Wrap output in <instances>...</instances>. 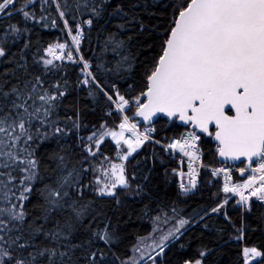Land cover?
<instances>
[{
	"label": "trees",
	"instance_id": "16d2710c",
	"mask_svg": "<svg viewBox=\"0 0 264 264\" xmlns=\"http://www.w3.org/2000/svg\"><path fill=\"white\" fill-rule=\"evenodd\" d=\"M186 3L187 0H16L14 6L0 12V47L6 53L0 57V84L4 89L41 76L46 87L58 84L65 93L57 100L53 116L65 132L54 133L53 128L50 131L54 134L33 145L39 161L38 178L32 181V191L23 202L26 220L44 223L38 219L39 206L44 202L41 191L46 184L55 186L61 174L75 169L79 185L87 186L83 189L84 201H91L96 215L92 228L102 229L107 223L115 237L110 245L97 242L105 253L106 264H130L133 246L150 233L154 219L161 217L175 224L174 234L169 236L162 254L146 264H193L197 260L200 264H245L243 250L253 247L264 255V204L251 200L241 212L233 200L222 202L225 194L219 180L207 171L200 174L195 193L180 194L171 173L174 159L156 142L144 141L123 160L127 186L117 185L111 196L96 191L103 169L118 159L120 152L128 150L126 146L118 150L109 136L99 144L95 142L105 130L120 129L121 116L113 102L118 96L138 97L145 89L146 77L161 54L166 32ZM20 9L29 12V18L25 19ZM10 25H15L17 31L12 32ZM78 27L84 34L79 53L90 63L91 76L82 71L79 61L55 59L44 51L49 44L66 42ZM45 59L53 60V65H44ZM85 79L89 80L87 85L82 83ZM105 92L112 96L111 101ZM131 110L127 105L124 108ZM153 125L154 138L160 142L181 128L163 117ZM94 133L95 138L90 140ZM201 145L205 158L219 162L209 137H202ZM59 157L66 165L63 173L57 168ZM217 207L219 211L212 212ZM89 219L84 223L88 224ZM180 219L189 223L176 231ZM52 226L51 221L46 225ZM84 236L81 230L74 234L72 242ZM36 242L49 243L42 236ZM75 256H80V250ZM43 259L46 264V257Z\"/></svg>",
	"mask_w": 264,
	"mask_h": 264
},
{
	"label": "snow or ice",
	"instance_id": "6c2138e0",
	"mask_svg": "<svg viewBox=\"0 0 264 264\" xmlns=\"http://www.w3.org/2000/svg\"><path fill=\"white\" fill-rule=\"evenodd\" d=\"M15 3L16 0H0V12ZM29 15L23 11L25 19ZM60 15L63 17L64 12ZM87 23L91 24V20ZM65 26H68L67 21ZM9 28L12 32L17 31L15 25ZM72 40L79 45V28ZM56 47L63 50L65 45ZM47 51L52 54L54 49L50 47ZM5 54L4 48L0 47V57ZM67 58L72 60V52H68ZM43 63L53 65V60L45 59ZM88 67L85 62L84 68ZM86 75L92 74L87 72ZM82 83L87 85L89 80ZM64 95L58 84L46 87L41 76L23 80L22 86L18 81L8 90L0 84V264H45V257L46 264H79L80 260L83 264H106L105 253L97 242L110 245L115 237L107 223L102 229L99 226L92 228L96 215H93L91 201H84L83 189L87 186L79 185L76 179L79 174L75 169L61 174L55 186L46 184L41 191L44 202L39 206L38 219L44 223L37 225L35 219L26 220L28 213L23 202L32 191V181L38 178L39 161L35 158L33 145L51 134L65 132L53 118L57 100ZM105 95L110 101L113 99L107 92ZM141 95L147 97V102L141 103L137 97L136 115L145 121L163 113L169 118L179 117L184 124H191L202 133H208L209 125L214 124V139L218 142L216 151L220 157L258 159L259 167L252 170L261 173L258 178L252 176L244 184L231 188L225 183L223 191L239 195V203L243 205L248 203L244 190L251 189L249 196L264 202V0H187L186 7H181L166 32L161 54L147 75L146 91ZM118 100V111H123L129 101L123 96H118ZM128 120L124 116L119 133H104L111 135L117 146L124 139V130L136 128L135 124L129 126ZM53 128L54 133L50 131ZM94 138L95 133L89 137L90 140ZM199 138L190 133L179 144L180 150L191 160L198 157L185 149H195L194 141ZM146 139L147 135L137 136L135 145L124 140L128 155ZM177 144L174 141L168 147L176 148ZM57 168L64 172L63 157L58 158ZM221 171L224 169H215L212 175ZM240 171L244 173V169ZM112 174L115 183L111 188L96 189L97 194L111 196L117 185L127 186L122 165L113 164ZM189 176L191 189H195V173L190 170ZM257 179L260 185L253 187ZM180 189L185 194L191 190L184 184ZM217 211L219 207L212 209V212ZM88 217L91 219L85 224ZM49 221L53 223L51 228L46 227ZM188 223V220L180 219L176 231ZM81 230L85 233L84 238L73 243L74 234ZM172 235L170 231L160 238L161 243L156 247L161 252L164 251L163 242ZM38 236L49 243H37ZM94 245L96 250H92ZM77 250H80L79 257L75 256ZM261 255L255 247L245 248V264Z\"/></svg>",
	"mask_w": 264,
	"mask_h": 264
},
{
	"label": "built area",
	"instance_id": "2783aa9c",
	"mask_svg": "<svg viewBox=\"0 0 264 264\" xmlns=\"http://www.w3.org/2000/svg\"><path fill=\"white\" fill-rule=\"evenodd\" d=\"M80 30V43L84 37L83 31L80 27H78ZM77 34V29L72 33L68 35V40L64 43H52L49 44L44 51L48 53V49L52 47L54 49L51 55L52 57L59 56L61 59L70 61V62H77L79 61L82 66V71L86 74L89 72V67L87 69L84 68V63L87 62L88 66H90V63L86 60H83L79 53V45L77 46L73 40L72 36ZM64 44L65 48L63 50L56 47V45ZM68 52H72V60H68L67 54ZM126 100L129 101L128 105L131 107V111H118L117 105L119 104V100H116L113 102L114 109L120 114L121 121L120 124L123 122L124 116H127L129 118L128 125H136V128L134 130H124V139L121 140V142L127 146V144L124 143V140H128L130 143H133L135 145L137 136H140L143 138L144 135H147L148 139L144 141H153L159 144L166 153H168L173 159H174V165L171 168V173L174 176L175 179V185L178 190V192L182 195L192 194L196 192L197 186L195 189H191L190 179L189 176L190 170L195 173L196 176V185H198L199 176L202 172L207 171L212 175L213 170L215 169H224V171L219 172L217 175L213 177H217L219 180V185L221 191L225 194L224 198L222 199V202H225L227 200H233V202L238 206V208L241 210V212L244 210V208L247 206L249 201L256 200L261 204H264V202H261L257 200L255 197L249 196V192L251 189H245L244 195L248 196V203L247 204H240L239 201L241 197L237 195L234 192H227L225 193L223 191L225 183L228 184V186L231 188L234 185H242L245 181H247L250 177L256 176L257 178L261 175V173L256 172L254 173L252 170L254 168L259 167V160H255L252 163L245 164L244 162H240L238 164H228L225 162H211L207 158H205V149L202 148L201 141L203 135L196 129L189 128V127H181L177 132L170 134L164 141L160 142L157 141L155 136V127L153 124H144L138 121L135 114V108L138 106L137 104V97H126ZM121 131V129H120ZM190 133H194L195 135L199 136L200 138L196 141H194L196 147L195 149L186 148V151L194 152L195 155L198 157L196 160H191L189 156L184 155V152L180 150L179 144L184 142L183 138H186L189 136ZM143 141V142H144ZM178 142L176 148H169L168 145L173 142ZM192 143V141H189ZM128 147V146H127ZM213 149H217V146L214 145ZM191 164V169L189 168V165ZM241 169H244V173L241 174ZM184 184L186 187L191 189L187 194L183 193L180 189V185ZM260 181L257 179V183L253 185V187H259ZM245 257V256H244Z\"/></svg>",
	"mask_w": 264,
	"mask_h": 264
},
{
	"label": "rangeland",
	"instance_id": "374dc122",
	"mask_svg": "<svg viewBox=\"0 0 264 264\" xmlns=\"http://www.w3.org/2000/svg\"><path fill=\"white\" fill-rule=\"evenodd\" d=\"M106 132L110 133V132H113V130H111V131L105 130L103 133H101L97 137L95 142L97 143V141H100L101 139H103V137L109 136L112 139V141L116 144V141L113 140L111 135H105L104 134ZM114 132L119 133L120 129H118L117 131H114ZM116 146H117V144H116ZM125 146L126 145H124L120 141V145L117 146V149L119 150L121 147H125ZM128 151L129 150H127L126 152H120L117 155L118 159L110 161L109 164L107 165V167L103 169V171L101 172V174L98 177L99 180L102 181V182H99L100 188H104V187L111 188L112 187V184L115 183V176H113V174H112V165L113 164L122 165L124 159H121L120 157L121 156H126V157L129 156ZM117 171H119V170H117ZM174 227H175V224L170 223L167 219H164L162 217L154 219L153 226H152L150 233L143 236V237H140L137 240V242L135 243V245L133 246L132 251H131V255L129 258V263L131 264L132 261H135L136 264H146L148 261H151L155 257L162 254V252L160 251V248L156 247V245L161 243L160 238L162 236L167 235L170 231L173 233ZM177 235L178 234H176L175 236H177ZM170 237H168V238H170ZM144 238H146V239H144ZM168 241L169 240L167 239L166 241L163 242L162 246L164 248H165L166 244L168 243ZM149 245H152V247H148ZM243 254H244V250H243ZM244 259H245V257H244ZM254 260H257L258 264H264V255H261L260 257L251 258V259H249L248 262H251ZM193 264H196V263H193Z\"/></svg>",
	"mask_w": 264,
	"mask_h": 264
},
{
	"label": "water",
	"instance_id": "95a60500",
	"mask_svg": "<svg viewBox=\"0 0 264 264\" xmlns=\"http://www.w3.org/2000/svg\"><path fill=\"white\" fill-rule=\"evenodd\" d=\"M186 7V5L184 6ZM180 11V10H179ZM179 11L177 12L176 15H178ZM158 59V58H157ZM150 74V73H149ZM146 84H147V77H146ZM146 91V87L145 89L142 91L144 92ZM141 92V93H142ZM141 93L138 95L139 97V101L141 103H146L147 102V97L145 96H142ZM138 107V106H137ZM137 107L135 109V114H136V110H137ZM229 114H233V113H229ZM158 117H163L165 118L166 120H169V121H175L178 125H180L181 127H189V128H194L191 124H184L182 121L179 120V117H174V118H169L167 117L166 115H164L163 113H157L155 115H153L149 120L145 121L144 118L142 116H137L136 115V118L138 119L139 122L141 123H144V124H152L155 122V120L158 118ZM195 129V128H194ZM200 132L199 129H196ZM215 125L214 124H210L209 125V132L208 133H202L200 132L204 137H209L210 141L212 143H214L217 147H218V142L214 139V134H215ZM216 159L219 161V162H226L228 164H238L240 162H244L245 164H249V163H252L253 161L257 160L256 158H253V160H248L246 157H240L239 159H226L224 157H220L216 151Z\"/></svg>",
	"mask_w": 264,
	"mask_h": 264
},
{
	"label": "bare ground",
	"instance_id": "6f19581e",
	"mask_svg": "<svg viewBox=\"0 0 264 264\" xmlns=\"http://www.w3.org/2000/svg\"><path fill=\"white\" fill-rule=\"evenodd\" d=\"M62 60V59H61Z\"/></svg>",
	"mask_w": 264,
	"mask_h": 264
}]
</instances>
